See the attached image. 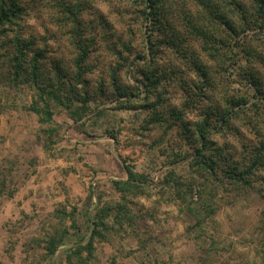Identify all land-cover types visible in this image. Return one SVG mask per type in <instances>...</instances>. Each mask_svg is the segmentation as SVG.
<instances>
[{
  "label": "rangeland",
  "instance_id": "374dc122",
  "mask_svg": "<svg viewBox=\"0 0 264 264\" xmlns=\"http://www.w3.org/2000/svg\"><path fill=\"white\" fill-rule=\"evenodd\" d=\"M203 1L226 10L225 0H168L162 12L188 55L207 65L214 87L205 91L203 77L150 30L143 0H19L22 16L0 34V264H264V166L249 185L225 172L264 146V28L232 37ZM239 1L257 15L256 3ZM193 24L214 38L200 41ZM16 35L43 51V81L88 95L83 118L51 98L52 120L31 110L44 100L28 75L13 77ZM215 39L224 43L217 57L204 48ZM78 45L88 46L81 75ZM122 90L133 94L121 98ZM210 105L234 114L228 125L212 118L201 143ZM200 145L219 160L218 173L199 164ZM126 165L144 179L126 201L134 219L118 227L109 218L91 257L68 256L89 240L100 201L118 214L113 181L128 178ZM59 234L51 255L45 240Z\"/></svg>",
  "mask_w": 264,
  "mask_h": 264
},
{
  "label": "trees",
  "instance_id": "16d2710c",
  "mask_svg": "<svg viewBox=\"0 0 264 264\" xmlns=\"http://www.w3.org/2000/svg\"><path fill=\"white\" fill-rule=\"evenodd\" d=\"M145 2V10L143 11L145 14V18L150 21L152 32L156 30L163 33V40L166 46L173 48L176 52L181 53L184 60L190 67V69L197 72V74L203 77V82L201 83L203 90L213 88V82L211 80L210 71L207 68V65L202 61V59L196 56L192 51L190 55H188L187 48L184 46L183 41L185 40L181 33L172 27V24L166 18L164 13L162 12L164 8L167 6L168 0H143ZM210 1V0H209ZM213 1V0H211ZM253 3L257 4V15L251 13L248 8L246 7L245 3H242L239 0H225V11L217 12L210 10L203 1V4L209 8L208 13L211 17L218 21V24L221 26H225L226 30L232 37H236L246 29H263L264 28V0H252ZM214 3V1H213ZM228 6V8H227ZM75 13V11H72ZM230 13V14H229ZM22 16V8L19 4V0H0V34L6 29L8 26L16 23V21ZM236 18L242 21V25L236 23ZM193 28L197 35L201 36L199 39L204 42H207L208 39L214 38L210 35L207 31L203 29H199L195 27L193 24ZM33 41L29 40L26 41L19 36H15L13 39L14 50L11 56L12 66H13V77L15 79L23 78L28 75L30 82L37 88L38 96L42 97L44 100L43 106L39 107L35 104L31 106V110L35 113L40 115L41 122H48L52 120L53 112L50 109V105L48 103V98L53 99L58 104L65 106L70 113V116L75 118L76 120L83 118L86 113L89 111L90 107L88 105V95L84 92V95L81 94L80 97L75 96L76 92L71 84L69 87L64 85L63 81H57L56 83L51 79V76H48L47 79L42 78V71H41V61L44 57L43 51L36 50L33 52ZM183 44V45H182ZM224 43L219 40H214V43L210 46H204L205 49L211 51V54L214 57L220 53L221 45ZM226 46H230L229 44H225ZM183 46V49H182ZM88 46L85 45H78V49L80 53L75 60V65L78 70V74L81 75L84 66V62L88 56ZM152 53L153 47L151 48ZM30 55V53H32ZM245 54L252 55V52L245 48ZM33 55V56H32ZM238 56V55H237ZM236 55H232L234 61L237 62ZM228 58V57H227ZM146 74V79L149 80L153 85L159 84V81L156 76H154L155 72L152 70H148ZM250 78H252V82L254 84H259L258 78L255 77L253 73H251ZM145 79V78H144ZM252 83V84H253ZM253 84V85H254ZM147 86V83H146ZM258 89L259 86H258ZM74 93V96H73ZM133 94L132 91L122 90L119 93V96L125 97L127 94ZM258 94V93H256ZM82 100L81 106H75L74 100ZM238 102V101H237ZM124 103H121L122 107ZM234 109V108H233ZM220 108L217 105H210L205 109V116L202 123L199 125L198 131V139L199 142L203 143L208 140V133L210 130L211 119L214 118L217 121H221V124L228 123L233 117L234 110ZM155 120H161L159 117L155 118ZM197 154L201 158L199 159V164L213 172L218 173L219 171V160L214 159L207 155L205 149L202 145L197 148ZM264 166V146L258 148V151L255 152L254 156L250 159L247 165H240V164H228V169L225 170L227 177L231 179V181L236 183H241L244 185L250 184V177L251 175L255 174L256 170L260 167ZM126 172L128 174V178L124 180H116L113 181V185L115 188L120 192V196L122 201H117L115 204L117 205L116 209L118 210V214H112L114 205L110 202L100 201L98 203L96 213L93 217L94 228L92 229L91 235L89 240L84 245H77L73 248L68 256H72L71 254L74 253L81 259H88L91 257L95 251V241L97 238H103L102 229L108 228L107 220L109 218H114L117 220L116 223L118 227H121L123 221L127 220L128 222H132L134 219V215L132 216L131 211L128 210L126 206V201L130 199L132 196V192L140 188V181L143 182V178L140 174L135 173L131 167L128 165L125 166ZM171 184V183H170ZM64 233V232H61ZM63 235H53L48 237L45 240V249L48 251L49 254L54 255L59 245L63 242ZM86 252L87 255L84 257L82 254Z\"/></svg>",
  "mask_w": 264,
  "mask_h": 264
}]
</instances>
